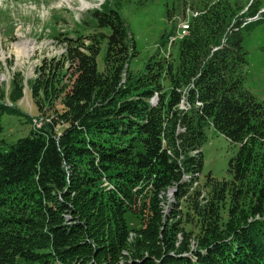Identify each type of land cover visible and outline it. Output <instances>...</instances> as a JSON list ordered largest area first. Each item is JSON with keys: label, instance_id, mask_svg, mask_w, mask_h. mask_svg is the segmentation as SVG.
I'll return each instance as SVG.
<instances>
[{"label": "trees", "instance_id": "obj_1", "mask_svg": "<svg viewBox=\"0 0 264 264\" xmlns=\"http://www.w3.org/2000/svg\"><path fill=\"white\" fill-rule=\"evenodd\" d=\"M188 2L199 15L176 55H161L173 32L163 35L141 72L130 69L122 0H105L58 33L64 51L35 70L36 117L17 107L19 74L0 90V264H264V101L237 73L264 8ZM5 115L20 125L16 140L4 137ZM207 128L237 151L227 179L200 185Z\"/></svg>", "mask_w": 264, "mask_h": 264}, {"label": "rangeland", "instance_id": "obj_2", "mask_svg": "<svg viewBox=\"0 0 264 264\" xmlns=\"http://www.w3.org/2000/svg\"><path fill=\"white\" fill-rule=\"evenodd\" d=\"M104 1L0 0V90L7 94L12 77L20 75L24 91L17 107L21 112L31 117L37 116L31 102L28 82L35 77V70L45 60L47 62L57 58L64 51V45L55 37L58 33L72 32L79 28L86 14L100 8ZM225 1L236 10L247 6L251 0ZM256 1L264 8V0ZM189 5L188 0L185 8L183 0H152L145 7L139 8L136 0H122L119 13L128 25L137 52L130 64L131 71L141 72L150 57L160 48L162 36H169L171 32L173 35L166 38V46L161 48L163 51L160 53L165 56L176 55L174 44L177 41H172L171 38L177 37L182 21L192 16L193 10ZM167 10L174 12L171 21L168 20ZM242 47L245 62L237 73L243 77L244 89L258 101H264V19L252 24L242 40ZM97 65L101 70L102 54L97 57ZM163 84L168 90L169 82L164 80ZM179 108L183 109L185 106ZM1 124L7 140L13 141L20 137V125L15 118L2 116ZM205 133L206 141L201 146L203 167L200 185L207 175L218 180L227 179L228 162L237 151L236 145H232L213 128L205 129ZM167 196L170 202H174L175 189H169ZM126 220L131 227H140L139 220L130 213H127ZM15 264L41 263L26 262L18 258Z\"/></svg>", "mask_w": 264, "mask_h": 264}, {"label": "built area", "instance_id": "obj_3", "mask_svg": "<svg viewBox=\"0 0 264 264\" xmlns=\"http://www.w3.org/2000/svg\"><path fill=\"white\" fill-rule=\"evenodd\" d=\"M178 29L180 30L178 33H177V37L176 38H171L172 41H174L175 39H181L182 38V31H186L188 29V22H183L179 25Z\"/></svg>", "mask_w": 264, "mask_h": 264}, {"label": "bare ground", "instance_id": "obj_4", "mask_svg": "<svg viewBox=\"0 0 264 264\" xmlns=\"http://www.w3.org/2000/svg\"><path fill=\"white\" fill-rule=\"evenodd\" d=\"M187 31V30H186ZM186 31H182V38H184L185 34H186ZM168 42V41H167ZM26 44H24L25 46ZM22 48V47H21ZM19 49V48H18ZM183 106V103L180 105V107Z\"/></svg>", "mask_w": 264, "mask_h": 264}]
</instances>
